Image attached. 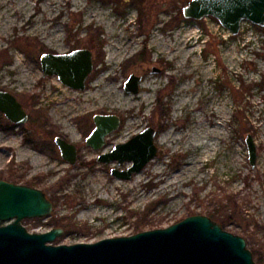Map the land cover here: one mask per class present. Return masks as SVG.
Wrapping results in <instances>:
<instances>
[{
    "label": "rangeland",
    "instance_id": "obj_1",
    "mask_svg": "<svg viewBox=\"0 0 264 264\" xmlns=\"http://www.w3.org/2000/svg\"><path fill=\"white\" fill-rule=\"evenodd\" d=\"M190 1L0 0V91L29 116L18 126L0 112V180L39 188L54 206L48 217L23 220L29 232L62 228L53 244L73 245L193 215L219 224L232 218L222 227L264 264V27L245 21L233 35L214 17L186 19ZM82 49L93 62L85 90L44 74V54ZM108 75L119 99L93 91ZM132 75L142 77L139 94L125 90ZM218 107L224 114L213 113ZM97 115L121 120L100 150L86 143ZM201 126L219 129L200 141L216 150L190 144L199 143ZM147 127L157 131V158L131 180L116 178L112 170L130 163L99 157ZM248 135L258 149L255 167ZM57 137L76 146V164L62 157Z\"/></svg>",
    "mask_w": 264,
    "mask_h": 264
},
{
    "label": "water",
    "instance_id": "obj_2",
    "mask_svg": "<svg viewBox=\"0 0 264 264\" xmlns=\"http://www.w3.org/2000/svg\"><path fill=\"white\" fill-rule=\"evenodd\" d=\"M183 14L186 19L195 20L214 17L233 35H238L245 21L264 27V0H191ZM42 68L45 75H57L63 84L85 90L93 71L92 54L84 49L65 55L44 54ZM142 81L141 76H130L125 83L126 92L139 94ZM0 112L18 126L29 120L22 104L9 92L0 91ZM94 122L95 129L86 143L100 150L107 137L120 128L121 120L115 115H97ZM156 138V129L147 127L98 160L106 164L130 163L126 170L113 169L112 175L131 180L157 158ZM246 143L250 164L255 167L258 149L252 135H248ZM56 144L62 157L76 164V146L60 137L56 138ZM53 208L43 190L0 180V264H257L243 237L205 215L189 216L166 228L95 243L54 245L63 235L62 228L31 233L22 223L25 219L48 217Z\"/></svg>",
    "mask_w": 264,
    "mask_h": 264
},
{
    "label": "bare ground",
    "instance_id": "obj_3",
    "mask_svg": "<svg viewBox=\"0 0 264 264\" xmlns=\"http://www.w3.org/2000/svg\"><path fill=\"white\" fill-rule=\"evenodd\" d=\"M32 17H33V15H32ZM118 50H120V49L118 48ZM115 59H116V55H113V56L110 57V61L111 62H114ZM110 77H111L110 75L103 77L102 80L104 82L103 83H100V84L94 85L93 86V91H96V94H100L101 95L100 98L105 97V98H107L108 100L111 101L112 99H115V98L116 99H119V96H118L117 93L114 92L113 87L111 86V84L108 83ZM144 85L145 86H149L150 84H148L147 82L146 83L144 82ZM184 104L185 103H182V105H184ZM68 106L70 107V106H72V104H69ZM212 111H213V113L219 112L221 114H224V112H225V110H224L223 107L213 108ZM217 129L218 128H216L212 132V131H209V129H206L205 126H201L202 134L199 133L198 138H195V141L196 142H199V143L198 144L190 143V144L191 145H194L196 147H200L202 144H204L205 145V148L207 149V151H214V150H216V144H215V142H213V143L210 144L208 141H206L205 143L204 142L203 143H200V141L202 139H208V137L212 133H216L219 130V129L218 130ZM171 137L169 138V141L172 140ZM179 140H180V138L178 136H175L173 142L174 141L175 142H178ZM98 182L99 183H102V181L100 179H98ZM91 212L93 214H97V213H100L101 210L98 207H94V208L91 209Z\"/></svg>",
    "mask_w": 264,
    "mask_h": 264
},
{
    "label": "trees",
    "instance_id": "obj_4",
    "mask_svg": "<svg viewBox=\"0 0 264 264\" xmlns=\"http://www.w3.org/2000/svg\"><path fill=\"white\" fill-rule=\"evenodd\" d=\"M17 183H21V182L17 181ZM231 219H232V218L218 219V220H219V222L222 224V226H223L225 229H227V226L230 225Z\"/></svg>",
    "mask_w": 264,
    "mask_h": 264
}]
</instances>
